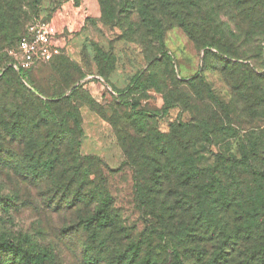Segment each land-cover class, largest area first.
Here are the masks:
<instances>
[{"label":"rangeland","instance_id":"374dc122","mask_svg":"<svg viewBox=\"0 0 264 264\" xmlns=\"http://www.w3.org/2000/svg\"><path fill=\"white\" fill-rule=\"evenodd\" d=\"M23 1L21 18L25 23L19 34L34 20L53 22L61 41L59 56L67 59L66 66L73 69L66 70L77 79L65 96L80 85L81 96L87 98L76 103L84 131L81 152L103 162L114 219L111 229L99 236L95 225L82 220L88 207L67 208L43 186L27 182V141L8 135L11 117L0 112V241L20 243L34 252L45 251L51 259L49 264H213L216 256H221L222 264H264L260 262L264 260L259 254L261 247L235 233L238 223L227 225L219 218L214 223L220 225L215 235L214 227H195L191 209L179 200L185 189L176 175L171 174V179L166 177L157 186L151 168L145 173L140 168L137 173L125 151L133 145L130 151L136 162L166 166L167 157L154 148L157 143L153 136L164 135L168 147L174 126L189 124L190 129L197 130L203 118L210 130L225 124L230 132L214 142L189 137V142L193 141L190 145L196 147L190 148L189 155L196 158L200 168L212 166L215 154L239 156L244 146L257 141L264 132V100L248 98L243 92L245 84L237 80L245 69L226 71L218 64L204 70V51L181 27L165 21L160 40L142 26L137 11L121 10V0L110 3L116 8L113 15L105 10V0ZM245 29L246 25L238 21V33L243 36ZM255 40L252 37L241 47L251 51L243 63L264 79V40L259 50ZM15 49V41L0 48V78L14 62ZM58 60L33 66L13 86L0 85V111L9 108V101L13 104L18 86L47 100L38 93L33 80L41 81L47 92L52 91L49 77ZM202 77L223 107L212 105L208 95L201 101L188 85L189 80ZM138 114L146 118L145 130L137 121ZM194 193L189 186V194ZM143 196L156 197L158 202L148 203ZM154 209L169 218L166 222L173 235L166 233L170 236L161 238L164 228L157 213L151 214ZM223 228L233 234L225 244L220 234ZM172 237L187 242L183 259L175 255ZM189 240L195 247L192 252ZM0 264L19 263L1 255Z\"/></svg>","mask_w":264,"mask_h":264},{"label":"trees","instance_id":"16d2710c","mask_svg":"<svg viewBox=\"0 0 264 264\" xmlns=\"http://www.w3.org/2000/svg\"><path fill=\"white\" fill-rule=\"evenodd\" d=\"M111 2L112 0H105L103 5L105 10L107 8V12L113 15L116 8ZM121 2V10L137 11L140 18L142 17V26L160 40L165 33V21L181 27L196 46L204 51V70L216 68L218 64H222L226 71L230 68H244L245 70L241 69L245 71L242 73L243 77L237 78L245 84L243 87L246 90L243 92L253 101L264 100L263 76L254 75L255 71L246 67L243 58L251 51L241 48L253 37L256 38L255 49L259 50V44L264 40V0ZM23 8V0H0V48L14 41L17 47L26 30L19 34L25 23L21 18ZM238 21L246 25L243 36L238 33ZM55 60L59 62L53 66L49 77L54 85L49 88L52 91L47 92L41 81L33 80L38 93L47 100L18 86L13 94V104L9 101V108L4 107L0 112L3 116L11 117L12 127L8 135L27 141V182L43 186L47 192L59 197L60 205L67 208L88 207L90 210L85 212L82 220L95 225L96 232L101 236L113 226L114 218L110 214L113 200L105 184L103 162L95 156H86L81 152L84 131L79 105L76 103L87 98L81 96L84 92L80 85L75 86L71 93L65 96V92L75 85L77 79L66 70L73 69L66 66V58L57 56L50 62ZM27 73L28 70L17 71L10 64L0 78V85L13 86L19 82L21 75L25 77ZM188 85L201 101H205L208 95L215 103L210 102L212 105L223 107V103L210 92L203 77L189 80ZM136 116L139 118V125L142 123V130H145L146 118H141L140 114ZM129 117L133 118V115L130 114ZM200 123L202 125L197 130L190 129L189 124L174 126L173 141H170L168 147H165L164 135L153 136V142L157 143L154 148L159 151V155L167 157L166 166L161 163L152 166L151 163L136 162L130 151L133 145L125 147V151L129 160H133L132 166L137 173L140 168H143V173L151 168L153 182L157 186L166 177L171 179V174L176 175L185 189L179 200L183 207L191 209L195 227H214L212 234L215 235L220 225L214 223H218L219 218L227 225L235 221L238 223L235 233L253 239L261 247L259 254L264 257V132L257 141L244 146L239 156L215 154L213 165L201 169L196 158L189 155L190 148H196L190 145L193 141L189 142V137L199 139V136L214 142L218 141L221 135L229 134L230 129L221 124L210 130L203 118ZM189 186L193 187L194 194H189ZM143 198L149 201L148 203L158 202L156 197ZM156 210L151 214L157 213L161 227L168 229L167 232L161 230L165 233L161 238L165 239L170 236L166 233L173 235L166 222L169 218L159 213L160 209ZM184 216L186 217V213ZM235 217L240 220H235ZM220 234L225 239L224 244L233 238L232 232L224 228ZM96 241H99V238H96ZM172 241L175 255L183 259V254L188 251L187 242L174 240L173 237ZM194 249L189 240V252ZM196 249L203 253L198 247ZM254 251L256 250L252 252ZM1 255L12 257L18 260L19 264H49L51 260L45 251L34 252L20 243L11 241H0ZM220 257L216 256L213 264H222ZM262 261L264 262L263 259L260 260Z\"/></svg>","mask_w":264,"mask_h":264},{"label":"built area","instance_id":"2783aa9c","mask_svg":"<svg viewBox=\"0 0 264 264\" xmlns=\"http://www.w3.org/2000/svg\"><path fill=\"white\" fill-rule=\"evenodd\" d=\"M56 25L51 21L34 20L26 28L13 52L15 70H28L47 63L62 53Z\"/></svg>","mask_w":264,"mask_h":264}]
</instances>
